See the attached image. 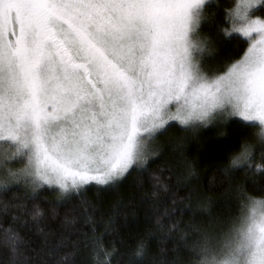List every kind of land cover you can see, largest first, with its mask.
<instances>
[{
	"label": "snow or ice",
	"instance_id": "snow-or-ice-1",
	"mask_svg": "<svg viewBox=\"0 0 264 264\" xmlns=\"http://www.w3.org/2000/svg\"><path fill=\"white\" fill-rule=\"evenodd\" d=\"M207 6L209 0H0V192L24 185L36 200L47 187L65 199L92 184L112 186L147 163L148 144L173 121L188 128L235 118L258 128L264 151V18L255 16L264 0H235L223 10L230 25L223 35L237 51L247 47L215 73L201 61ZM252 149L242 143L225 175L264 174ZM16 162L23 167H8ZM239 197L236 216L198 229L185 244L188 264H264V196L240 190ZM32 215H43L39 205ZM3 240L14 264H24L18 232L3 229ZM90 245L95 264H111L100 237ZM143 254L141 241L134 255ZM67 262L65 255L60 264Z\"/></svg>",
	"mask_w": 264,
	"mask_h": 264
},
{
	"label": "trees",
	"instance_id": "trees-1",
	"mask_svg": "<svg viewBox=\"0 0 264 264\" xmlns=\"http://www.w3.org/2000/svg\"><path fill=\"white\" fill-rule=\"evenodd\" d=\"M209 3L204 16L210 22L202 23L199 36L206 41L204 69L215 73L238 59L247 44L237 51L236 41L221 31L230 27L223 23V10L235 0ZM255 14L264 18V10ZM170 124L158 135L157 153L112 186L92 184L65 199L47 187L38 191L36 200L27 198L24 185L12 186L7 194L0 192V264H14L3 240V229L8 227L21 237L18 259L24 264H60L65 255L67 264H95L90 245L94 237L112 252L111 264H188L185 244L198 238V229L236 216L240 190L264 196V174L249 169L230 175L223 171L231 167L245 141L253 145V165L264 164V151L254 135L258 128L235 118L188 128ZM35 205L43 213L36 220ZM66 219L74 223L66 226ZM62 240L64 246L58 248ZM141 241L144 254L138 258L134 253Z\"/></svg>",
	"mask_w": 264,
	"mask_h": 264
},
{
	"label": "rangeland",
	"instance_id": "rangeland-1",
	"mask_svg": "<svg viewBox=\"0 0 264 264\" xmlns=\"http://www.w3.org/2000/svg\"><path fill=\"white\" fill-rule=\"evenodd\" d=\"M209 1H210V0H209ZM255 16H258V15L255 14ZM259 17H261V16H259ZM261 18H263V17H261ZM199 38H200V36H199ZM203 54H204V53H203ZM201 61H202V58H201ZM202 63H203V62H202ZM204 70H205V69H204ZM205 71H206V70H205ZM206 72H208V71H206ZM209 73H212V72H209ZM225 117H227V116L216 117V118L210 120V121H209L208 123H206V124H209V123L213 122V121L216 120V119L225 118ZM173 122H174V121H173ZM173 122H170V123H173ZM206 124H205V125H206ZM158 135H159V134H157V136L155 137V139H153V140L148 144V157H147V159H148L150 156L156 154L157 151H158V149H159V147H160V145H161V141L158 139ZM252 150H253V149H252ZM8 167L12 168L13 170H17V169L22 168V167H23V164H22V163H19V162H16V163H10V164L8 165ZM233 217H234V216H233ZM226 220H227V219H226ZM223 221H224V220H223Z\"/></svg>",
	"mask_w": 264,
	"mask_h": 264
}]
</instances>
